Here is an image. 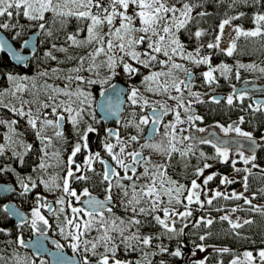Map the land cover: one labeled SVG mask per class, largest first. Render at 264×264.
<instances>
[{"label":"snow or ice","instance_id":"1","mask_svg":"<svg viewBox=\"0 0 264 264\" xmlns=\"http://www.w3.org/2000/svg\"><path fill=\"white\" fill-rule=\"evenodd\" d=\"M236 0H233L235 3ZM246 2V0H245ZM177 3L181 4L182 7H177ZM256 3H260V0H256ZM197 5L190 4L185 2V0H176V3L169 4L168 0H0V17H7L9 20L13 17L14 13L12 9H15V15L17 17L23 16L28 21L39 22L37 25L39 30L46 29L45 14L51 12L53 14V19L63 18L60 20V23L63 24L67 21V18L74 17L79 21H89L86 26L87 35L84 40H78L77 36L79 31L84 29H79L76 34H68L66 36V41L71 42V45L81 46L84 44H92L95 42L97 47L88 54V57L91 59L92 63L88 65L86 71L92 72L99 67H107L109 75L105 76L103 79H86L81 75H76L75 77L68 75L64 79L69 83L65 84L63 88L45 85L46 89H50L51 94L48 95V102H40V107L44 109L51 108V115L55 117L54 120L45 118L42 121H39L40 124L47 126H55L57 129H60L62 122L65 120V116L62 114L64 112L68 113V120L72 124L73 129L76 131L79 136V140L83 141V145L80 142H77L74 147L71 155L68 159V164L71 166L74 163L73 157L81 151V148L88 147V134L95 131V129L88 125L83 133L80 132L78 127L80 120L82 119L81 113L85 111L86 107H91L89 101L91 99V93L86 90V88H81L80 85L84 84L87 86L95 84H107L108 81L118 75L117 69H122V71L129 77L132 78L140 73V67L149 70L148 75H144L141 81L142 84L146 86V90L153 93H160L161 91L169 93V98L177 101V108H183L186 114V119H181V114L179 111L168 108L167 105H160L159 108L152 106L151 115L140 116L137 120L136 114L132 113V119L128 122V125L134 127L138 133L143 131L142 126L148 125L150 122L153 126V132L158 131L156 127L161 123L163 115H167L169 112L175 111V122H170L165 126L166 132L165 135L171 137L169 140L170 150H168L169 157L172 152L177 151L173 141L182 143L185 140H195L198 143H212L209 140L195 138L191 135L183 136V132L186 129H180V139L177 140V125L187 123L189 126H194L195 121H202V117L198 115L188 114L191 108V101L188 102L187 106L185 105L183 93L184 90H188L189 95L194 97L197 102H201L199 99V93L191 92V81L189 79H178L174 75V70L183 71L186 77H191L192 73L186 68L183 64L176 63L175 57L179 56L181 59L188 60L189 62L196 65H208V70L204 71L201 75L205 83L211 85L216 82V77L214 73L220 72L221 75H227L232 71V68L227 64L221 63L218 67L211 66V57L210 56H200V48L197 47L195 53L186 51V45L181 42L177 33L193 19L192 12ZM21 9L23 11L21 12ZM93 9L96 11L93 12ZM199 16L203 17L207 15L205 12H200ZM242 15V14H241ZM234 19H239V16H233L222 20L219 24V31L221 34L224 33L226 25H230L231 21ZM119 20L118 25L116 21ZM137 21L139 23H137ZM264 22V14L257 13L254 16V23L256 28L254 30L245 31L241 27L236 26L234 31L237 38L240 36L243 37H257L264 35V29L261 28V24ZM108 26L107 32H102L104 25ZM16 24H10L8 22H0V29H9L15 28ZM21 29L23 25L20 26ZM20 33H17L19 35ZM203 30H197L194 33H190V36L194 35L196 39H199L204 35ZM39 35V33H37ZM47 35L52 37L53 33L51 29L47 30ZM28 41H25V44H28ZM141 46H145L143 51H138L137 49ZM5 43L0 41V52L4 51ZM52 48H56V45L53 43ZM207 48L214 49L220 48V35L215 37L214 42L207 44ZM236 50V43L233 40L230 47L226 49V54L232 56ZM59 51L65 52L67 49L60 48ZM221 51H225L221 49ZM11 56L17 61H22L25 57L21 56L18 52L12 51L9 49ZM103 54L106 57V60L103 61L100 65L95 63L96 57ZM45 57L56 59L52 55L51 51L44 53ZM164 57L160 59L159 57ZM127 57V59H125ZM85 57H81L79 64L83 66L85 63ZM129 61L133 62L130 63ZM139 65L140 67L134 66ZM159 67L160 70L153 71V68ZM238 69H248L256 70L255 64H242L238 63L236 66ZM167 69V70H165ZM53 72L56 69L52 70ZM71 72L79 73L81 71L80 67L70 69ZM259 71L264 74V67L259 68ZM41 75L47 76V72L41 73ZM96 75L99 76V73L96 72ZM237 78H239V72L236 73ZM165 78L161 83V78ZM59 78V77H57ZM7 79L12 84L16 86V92L23 91L26 85L17 83L20 80H28V77H17L11 74H8ZM75 80L78 82L76 89L70 90V83ZM156 84V87L152 85ZM34 86V85H33ZM116 85L112 84L109 88H105L104 92L101 95H105L109 92L110 89H116ZM170 90H174L178 93V96H172ZM127 94L128 100L132 105L140 104L141 108L145 106H150L149 101L140 94V91L136 87H130L127 90H121ZM15 93H13L14 95ZM120 93H117L119 96ZM2 95V93H0ZM65 96L67 100H57L58 96ZM235 95V93H233ZM233 95L227 97V103L231 105L233 103ZM75 96L76 100H73L72 97ZM239 99L243 100L244 94H241ZM215 102H219L215 97H213ZM76 108L73 107V104L77 103ZM23 103L27 104L28 101ZM2 104V101H0ZM7 107V105H3ZM251 107V105L249 106ZM261 105H257L259 110ZM15 114L24 117H28V124L36 129L37 137L41 139L43 143L44 137L41 135L42 129H37V122L39 116H33L32 112L29 111L25 113L23 109H16L13 107L11 109ZM74 113V114H73ZM47 113L45 117H47ZM241 123L243 118H241ZM17 121H3L0 120V124H6L14 132L12 125H15ZM219 126V125H218ZM222 127V126H220ZM170 130V131H169ZM222 130L225 134L229 132H235L238 136L244 137L251 142L249 150L256 145V141L253 139L251 133L242 131L240 127L229 125L227 128ZM197 132H203L205 129L197 128ZM57 136H61L62 132L57 131ZM109 137H116L117 144L105 142L103 147L106 152L111 156L112 160L115 161L116 165L124 171V175L116 171L115 168L107 167L102 174V181L107 182L105 188V199L99 200L91 195L87 188H85L82 194H78L76 190L71 188L69 183V178L77 180H87L86 175L75 176L71 167L67 171V175L63 178L62 191L63 193L70 198H75L76 201L85 205L86 207H75L72 206L71 200L67 201V206L71 210V215L66 213L64 205L66 204L65 198L62 196L57 199L56 204L60 205L59 208L53 209L51 205H47L49 212L56 216L59 223L57 227L60 234L64 237L66 241L69 242L70 247L74 252H83L89 253L93 256H98L97 264H130V262L121 261L117 259L116 253L122 244L125 250H136L140 245L145 247L151 246V242L154 237L152 236H141L139 234V227H137L136 232H131L130 229L133 226L142 225V221L137 219V216L140 215H152L153 220L160 225L166 233H172L174 235L182 234L183 228L176 229L174 227L177 219H185L193 215L190 206L193 203L200 205L201 208L204 207V204L211 205L213 200L218 197H223V199H235L240 200L244 199L245 204L251 206L252 210L259 211L255 205L252 204V199H249L244 196L243 193H237L233 191L231 194H224L219 191L213 193V195L206 199V201H201L200 191L202 190L201 184L197 183L196 179L191 181L190 187L186 185L179 184L177 181L171 180L167 177L166 169L165 171H160L164 169L165 165L163 164H152V168L155 171H150L147 167L148 164L152 162L145 158L140 151L127 152L126 148L128 147L124 141H121L118 134L109 130ZM6 139H11L6 137ZM138 136L133 135L130 137V141L136 142ZM119 146V151L115 152L114 148ZM215 148L216 157L221 158L223 162H227L229 159V150L226 147H220L217 144H212ZM28 149L31 148V145L26 146ZM142 148H152L159 151L160 146L150 142V138L146 141ZM192 145H188L189 151H191ZM4 146L0 145V153H3ZM16 154V153H14ZM47 153H45L46 155ZM181 155H186V153H181ZM240 158L245 164L251 163L256 159L255 154L250 156H245L244 152H239ZM201 157H205L203 152L200 153ZM131 157V162L128 163L127 158ZM95 158L99 159V153L95 154ZM213 157H205V159H211ZM93 157L89 156L85 164L88 166L89 170L91 169ZM102 164L103 160L100 161ZM235 162H233L234 164ZM143 165L144 170L142 173L137 174V166ZM41 169L45 168L46 165L42 161L39 165ZM205 169L211 167V165L205 163L203 166ZM253 168H256V164H252ZM77 170H80L81 166L76 165ZM10 169H0V171H8ZM236 171H240L236 169ZM245 172H250V169H244ZM131 172L132 175L128 173ZM264 172V170H262ZM195 175L197 177L203 175V169H197ZM117 177L115 184L112 182V178ZM31 179L30 177L28 178ZM141 179H146L147 182L143 184H137V181ZM213 179L212 175H208L204 180V185H207L209 181ZM124 180L130 181L129 185L122 183ZM244 189L245 191L248 188V176L243 178ZM45 187H49V182H44ZM233 180H230L228 177H224L221 180L222 184H231ZM51 184L54 187L60 188L61 185L56 184L55 180L51 181ZM21 186L27 189L28 185L21 180ZM33 187H35V182H33ZM118 188L122 191L124 200L121 201L126 211H131L133 214L127 220L117 217L113 214L112 207L109 205L113 202L112 189ZM131 189V192H129ZM187 192V195L184 196V193ZM81 195L87 197L85 200H81ZM205 195L207 193L205 192ZM167 197L165 201L163 198ZM183 198V199H182ZM141 201H145L147 207H137L141 204ZM187 201V203H183ZM183 204L184 211L180 212L174 207H169L170 205ZM8 206H4V210L7 211ZM223 209H217V211H222ZM236 208H232L231 212L235 213ZM105 212L111 214L110 216H105ZM162 212L163 218L160 215L155 213ZM63 214V220H59L60 215ZM31 220V228L34 231H38V239L36 241V246H42L43 238L46 237V233L42 229H37L38 222L43 225H48L49 221L41 215L39 207L33 208ZM220 220L227 221L233 230L242 227L245 224H251V220H243L242 223L238 221H233L229 215H223L220 217ZM213 219L201 217L196 224L197 226L200 223H203L206 227H210L213 224ZM188 227V224H184V228ZM95 230L97 235L88 239V235ZM128 232L129 234H125ZM210 234V233H209ZM239 235V233H236ZM158 239L159 237H155ZM171 238V237H169ZM201 241L206 239L205 235L199 237ZM119 241V243L117 242ZM18 244L24 245L25 241L18 237ZM103 248V252L97 253L98 248ZM197 248L200 251H204L203 245H197ZM57 252L60 251L61 245H56ZM160 252H167L168 249L164 246L159 247ZM217 251L227 253L230 251L229 248L225 247L218 249ZM154 254V253H153ZM173 256L180 257L181 251L180 248L170 253ZM195 253H193L194 255ZM148 253H145L146 257ZM243 259L240 258L233 259L231 264H255L256 256L253 255L251 251H245L243 254ZM257 256L260 260V264H264V249L258 251ZM0 259H3L0 257ZM41 264H44V261H41ZM81 264H90V260L87 255L84 256ZM136 264H144V260L137 261ZM147 264H151L150 261ZM200 264H204L203 261Z\"/></svg>","mask_w":264,"mask_h":264},{"label":"trees","instance_id":"2","mask_svg":"<svg viewBox=\"0 0 264 264\" xmlns=\"http://www.w3.org/2000/svg\"><path fill=\"white\" fill-rule=\"evenodd\" d=\"M185 2L197 5L191 14L193 19L185 28H182L177 33L181 42L186 45V50L191 52L199 47L205 51L207 56L211 57V64L224 63L232 68V71L225 79L220 77L216 78V82L211 84L212 90L215 89L216 91L227 93L230 91L234 92L236 87L244 82L264 83V74L259 71V68L264 67V35L257 37L240 36L237 38L236 34H234L231 44L233 40H235L236 50L232 56H228L226 52L217 50L216 48H207L208 43L215 41L219 23L226 18L239 16V19H234L231 22L245 31L254 30L256 28L254 16L257 13L264 14V0H260V3H256V0H246V2L245 0H236L235 3H233V0H185ZM168 3L171 5L176 3V0H168ZM176 6L182 7L179 3H177ZM200 12H205L207 15L201 17L198 15ZM61 19L63 18H56L54 21L53 14L48 12L45 14V21L47 22L46 29L39 30L38 27L34 26L39 22H30L22 15L19 17L13 15L10 20L7 17H0V22H8L17 25L15 28L0 29L16 48L20 47L23 40L29 34L33 32L39 33L36 37L35 49L30 54L27 63L23 67L11 64L7 56L0 52V91L5 85V79L8 74L29 78L36 72H46V69L48 70V74H50L52 67L64 71L67 67L74 64L72 60H68L66 53L70 52L75 54L78 51L84 50V47L81 45L78 50L75 48H65V45L68 43V41H66V36L68 34H76L79 29H84L85 31L87 21H79L74 17H69L65 23L61 24ZM21 25H23L22 29L20 27ZM261 28L264 29V22H262ZM48 29L52 31V37L47 35ZM197 30H203L205 33L199 39H196L194 35L190 36V33H194ZM17 33L20 34L17 35ZM81 33L82 31H79V34ZM53 43L56 45V48H52ZM59 45H63L65 46L64 48L67 49L64 54L62 52L59 53ZM48 51H51L56 59L53 60L45 57L44 53ZM238 63L245 65L255 64L257 67L256 70L238 69L236 67ZM141 70L142 67H140V71ZM237 71L239 72V78L236 76ZM60 73L52 76L59 77L60 75V77H63ZM40 75L39 78L43 77V75ZM236 84L238 85L233 87ZM203 86H200V88L203 89ZM95 87V85L86 86V88L90 89L93 100L95 96L92 90L95 89ZM258 104L259 103L253 102L252 98L248 99L244 97L243 100L233 98V103L231 105L224 100L218 103L212 101L209 109L205 111L203 103L197 104L195 100L191 101L189 114L194 115L195 112L199 113L202 117V122L209 125L215 122L227 123L236 120L238 127H240L242 131L251 133L252 137L259 140L260 138H264V108L256 110ZM250 105L251 107H249ZM0 116L5 118L9 117L6 108L3 106H0ZM40 117L43 116L40 115L39 118ZM241 118H243L242 123L240 122ZM12 120L13 119L10 121ZM26 125L25 128L18 123L12 125V128L15 130L14 132L24 141L23 150L21 154H16L19 158L16 155L12 156L7 150L0 153V169H10L8 171H0V182L13 183L21 186V180L24 182L25 176L35 169L40 162V145L42 144V148H44V143L37 137L36 130ZM101 133L102 130L99 129L98 134L100 135ZM63 139H65V141L56 142V146L53 147V149L62 154H66L72 141H69L70 138L67 133L63 135ZM260 143L261 146L255 153L256 159L248 164H245L240 158L239 152L243 151H229L232 152L230 153L232 154L231 158H229L227 162H223L221 158H215L216 153L212 143H175L177 151L172 152L170 157L168 155L165 165L166 174L171 180L188 184L193 179L197 178L195 175L196 170L198 168L205 169L203 166L207 163L211 165V167L206 169L212 172L211 175L213 179L209 181L207 185L203 183L205 179L202 180L201 186L204 190H200L201 201H206V199L211 197L216 191L224 194H231L235 191L237 193H243L244 196L249 199L255 197V199H252V204L260 210H252L250 205L245 204L244 199L225 200L223 197H218L213 200L211 205L205 203L203 208L193 203V207H191L193 215L181 219L179 221L180 224L174 226L176 229H184L183 233L178 235L166 233L165 230L153 220L151 214L137 216L136 218L142 221V225L133 226L130 231L136 232L137 227H139V234L141 236L154 237L151 246L145 247L140 245L133 251L125 250L124 246L121 244L116 253L117 259L130 262V264H136V262L142 260V258L144 264H147L148 261H150L151 264H200L201 261H203L204 264H229L234 257L241 255V253L245 251H251L257 255L259 250L264 249V172H262V170H264V142ZM190 144L192 145L191 151L188 149V145ZM27 145H31V148L28 149L26 147ZM57 147H59V149ZM182 152L186 153V155H181ZM201 152L205 154V157L213 158L205 159V157L200 156ZM244 154L245 156H250V154L245 152ZM233 162L235 163L233 164ZM253 163L257 165L256 168L252 167ZM246 168L251 171L245 172L244 169ZM236 169L240 171H236ZM245 176H248V188L246 191L243 181ZM224 177H228L234 182L231 184H222L221 180ZM99 178L100 177L94 178L93 183H88L86 185L100 184ZM91 186L93 185L89 187ZM28 187V192L20 191L17 194L12 193L9 200L14 201L20 207H29V205H33L34 192L38 189L41 190L43 186L35 181V187H33V185H29ZM99 187L100 186L94 187L91 191L99 193L97 189ZM205 192L207 195H205ZM4 200V198L0 197V257L3 258L0 259V264H4L6 260L7 263L5 264H41L39 258L31 255L25 248L20 247L16 242L18 237L25 239L29 236L31 230L28 223L16 224L7 216L3 210ZM118 205L119 204L116 202L112 209L115 216L127 220L133 215L131 211L121 210ZM232 208L237 209L235 213L232 212L234 215L230 217L233 221L242 223L243 220L247 219L253 221V223L245 224L233 230L227 221L220 220V217L231 212ZM217 209L223 210L217 211ZM155 214L159 215V212ZM110 215L109 213L105 214V216ZM201 217L211 218L214 222L210 227H206L203 223L194 227L193 225L196 224ZM63 218L64 216L61 214L59 220H63ZM58 223L59 221L57 218L51 221L49 220L48 230L53 236L59 239L63 249L69 251V242L60 234L57 227ZM185 223L188 224L186 228H184ZM236 233H239V235H236ZM125 234L127 235L129 233L126 232ZM96 235L97 232L93 230L86 238L91 239V237ZM201 235H205L206 239L201 241L199 239ZM155 237L159 238L156 239ZM117 242L119 243V241ZM197 245H203L205 250L200 251V249L196 247ZM160 246L166 247L168 251L160 252ZM177 247H179L181 251L180 257L170 254L174 252ZM225 247L229 248L230 251L227 253L217 251ZM192 251L198 255V258L189 257ZM101 252H103L102 247L97 249V253ZM145 253H148L146 257L144 256ZM85 255L88 256L90 264H97L98 256H93L91 252H80L78 255L80 264Z\"/></svg>","mask_w":264,"mask_h":264},{"label":"rangeland","instance_id":"3","mask_svg":"<svg viewBox=\"0 0 264 264\" xmlns=\"http://www.w3.org/2000/svg\"><path fill=\"white\" fill-rule=\"evenodd\" d=\"M12 11L14 12V16H15V9H12ZM22 11H23V9H21V12ZM95 11L96 10L93 9V12H95ZM88 23H89V21H87V24ZM118 23H119V20L116 21L117 25H118ZM137 23H139V22L137 21ZM236 26L237 25L233 24L232 22H231L230 25H226L223 34L220 33L219 27H218L217 32H216V36L220 35V48H216L217 50L224 49L225 51H223V52H226V49L231 46V41H232V39L234 37V34H236L235 31H234V28ZM107 31H108V26L105 24L103 26L102 32H107ZM86 35H87V32H86V27H85V31L83 30L82 33L77 36V39L78 40H84ZM65 46L59 45L58 49L65 47V48H69V49L70 48H75L76 50H78L79 47H80V46L71 45V42H68ZM83 47H84V50L78 51L75 54H72L70 52L66 53V57L68 58V60H72L74 62V64H72V66L67 67L64 71H60V70H57L56 68L52 67V69H56V71L53 72L52 69H51V73L48 74L47 77L43 75V77L39 78V75H40L41 72H36L33 76L29 77V79L26 80V81L25 80L17 81V83L26 85V87L24 88L23 91L16 92L15 84H12L11 82H9L7 77H6L5 85H4L3 89L0 91V93H2V95H0V101H2V104H0V106L7 105V107H4V106L3 107L6 108V112H7L9 117L5 118V117L0 116V120L9 121L10 122V120L13 119V120L17 121V123L19 125L23 126V128H25L26 124H27L26 125L27 127L32 128L28 124V117L27 116L21 117V116L15 114L13 111H11V109L13 107H15L16 109H21L22 108L25 113L31 111L33 116H37V115L40 116V113L44 110V108L40 107V102H48L47 97H48V95L51 94L50 89H46L45 88L46 84L63 88L65 86V84L69 83L68 81H66L64 79V77L68 76V75H71L73 77H75L76 75H81V76L85 77L86 79H103V76L101 75L100 72L102 70H104V69H107V67H99V68L95 69L92 72H89V71L85 70V69L88 68V65L90 63H92L91 59L88 57V54L90 52H92L95 49V47H97V44L95 42H93L92 44H84ZM144 47L145 46H141L137 50L138 51H143ZM195 51H191V52L195 53ZM200 51H201L200 52V56H207L205 51H203V49H200ZM61 52L62 51H59V53H61ZM62 53L64 54V52H62ZM81 57H85L86 58L85 59V63L83 64V66H81L79 64V60H80ZM159 58L160 59H164V57H162V56L159 57ZM125 59H127V57ZM105 60H106V57L103 54H101L100 56L96 57L95 63L97 65H100ZM129 62L133 63L131 61H129ZM175 62L183 64L186 68L189 69L190 72H194V77L191 80V92L199 93V98L204 96L209 90L211 92V89H209V87L203 88V89L200 88V86L208 85L207 83H205V81H204V79H203V77L201 75L204 71L208 70V65H196V64H193V63L189 62L188 60L181 59L179 56L175 57ZM219 65L220 64H211L212 67H218ZM77 67L81 68V71L79 73L70 71V69L77 68ZM152 70L153 71H158L160 69H159V67H156V68H153ZM165 70H167V69H165ZM46 72L48 73L47 69H46ZM96 72L99 73V76L96 75ZM117 72L119 74L114 76V77H112L111 79H113V78H121L123 76L124 72L122 71V69L118 68ZM58 73L62 74L63 77H60V75H59V79H58L57 77L52 76V75H55V74H58ZM141 73L143 74L142 75V78H143L144 75H148L149 74V70L148 69H144L142 67V72ZM228 74L225 76V75H221L220 72H216V73H214V76L216 78L220 77L222 79H225L228 76ZM174 75L178 79H185V73L183 71L174 70ZM40 76H42V75H40ZM49 76H52V77H49ZM17 77H20V76H17ZM164 79L165 78H163V77L161 78V83L163 82ZM77 84H78V82L73 80L70 83V90L74 91L76 89V87H77ZM107 84H109V81H108ZM107 84L101 85V84L98 83L96 85L99 88H102V87H104ZM237 85L238 84L234 85L233 87H235ZM86 86L87 85H84V84L80 85L81 88H86ZM152 86L156 87V84H153ZM132 87H136V88L139 89L140 94L143 95V97H145L149 101V105L150 106L167 105L168 108L174 109L175 111H179L180 114H181V119H186V114L184 112V109L176 107L177 106V101L173 100V99H170L169 98V93H165L163 91H161L158 94L157 93H153V92H149V91L146 90V86L144 84H142V83H140L138 86H132ZM86 90L88 92H90V89L86 88ZM185 92H187V94H186L187 101H191V100L195 99L194 97L189 95L188 90H186ZM13 93H15V94L13 95ZM233 93H234L233 91L225 93L226 101H227V97L229 95H233ZM170 94L172 96H178L179 95L174 90H170ZM239 96H240V94L236 93L235 95H233V98L239 99L238 98ZM67 99L68 98L63 96V95L57 97L58 101L59 100H67ZM72 99L76 100V97L73 96ZM24 101H28L29 103L25 104V103H23ZM128 102H130V101L128 100ZM77 104H78V101H77ZM89 104L91 105V107L94 104V100H93L92 94H91V99L89 101ZM259 105H261L260 108H264V103H261V104L259 103ZM91 107H89V108H91ZM86 108H88V107H86ZM46 110H47V114L48 115L45 118L50 119V120H54V116H52L50 114L51 113V108H48ZM175 111L170 112V117L167 118L166 122L163 125L164 133H162L161 139H160V141H158V143H159L158 145L160 146V150L157 151V150H154L152 148H141V152H142L143 156L145 158L149 159L152 162L151 164L147 165V167L150 169V171H153V172L155 171V169L152 168V164H158V165L159 164H163V165H166L167 153H168V150H170L169 140L171 139V137L168 136V135H165V132H166L165 126L168 125L170 122H175ZM64 113L68 114L66 112H64ZM45 118H43V117L39 118V120L37 122V129H42L41 133H42V136L45 138L44 141H47L48 139L55 140L56 139V137H55L56 127L55 126H47V125H43L42 126L40 124V122H39V121L44 120ZM90 124H91V121H88L86 126L82 122H80L79 125H78V127L80 129V132L83 133V130ZM229 125L238 126L237 123L231 124V121H230V122H227L225 124L217 123V124L212 125L210 127L216 129L221 134H225V132L222 130V127L223 128H227ZM66 126L70 128L72 133L76 134V131L73 129V126L69 122L68 118H67ZM220 126H222V127H220ZM193 128L197 129V128H200V127L198 126V124H196V122H195L194 126H191V127L187 123L177 125V134H178L177 135V140L180 139V134H179V130L180 129H186V131H187L188 129L191 130ZM33 130H36V129H33ZM227 134L238 136L234 131L233 132H229ZM182 135L185 136L184 133ZM6 137H10L11 139H6ZM78 140H79V136H78ZM120 140L123 141L121 138H120ZM259 141L260 142H264V138H260ZM78 142H80L82 145L84 143L83 141H80V140ZM106 142L107 143H112L114 145L117 144L116 137L115 138L108 137ZM173 143L175 144L177 142L173 141ZM125 144L128 145L127 142H125ZM0 145L4 146V150L9 151L12 156H15L16 154H18V155L21 154V152L23 150L24 141L19 135H17L15 132H13L9 128L8 125L0 124ZM103 145H104V143L102 144L101 149L99 151H96V153H99L100 156L102 155L106 159H109L113 163V165L118 169L119 167L116 165L115 161L112 160L111 156L106 152V150L104 149ZM40 146L42 148V144ZM129 146L130 145H128V147L126 148L127 152H129ZM83 148L84 147L81 148L82 151H80V157L78 156L79 165L81 166L80 170L82 172V170H84V168L89 169L88 166L85 164V161H86V159L89 156H92L93 160H92V163H91V169L93 171L94 170V162H95L96 158H95L94 155L88 154L87 150H83ZM114 151L118 152L119 151V146L114 148ZM14 153H16V154H14ZM45 153H47V154L45 155ZM71 153H72V151L68 154V156L65 157V159H61L60 157H58L59 154H58L57 150L46 149L45 152L43 151V156L44 157L40 160L38 166L35 169H33L29 174H27L25 176L24 183L27 184L28 186L29 185H33V182H35V181L39 182L43 186V187H41V190L38 189L37 191L34 192V195H35L34 196V204L33 205H29V207H24L25 211L28 214L27 223H28V226L30 228H31V220H32L31 213H32L33 208L39 207L41 215H43L48 221L49 220L50 221L54 220L56 218L55 215H53L49 211L47 212L45 210V208L47 207L48 203H52L53 209L59 208L60 205H57L56 201H57V199H59L62 196L66 200V204L64 205V207L66 209V213L71 215V210L67 206V201L71 200V199L75 200V198L67 197L62 191L63 178L66 177L69 167H71V170L73 171V173L77 170L76 166H72V165L70 166L68 164V159H69V156L71 155ZM230 153H232V152H229V158H231V155H232ZM18 155H16V156L19 158ZM128 158H127V161H128ZM42 161L46 165V167L43 168V169H41L39 167V165L41 164ZM139 167H140V169L143 172L144 166L143 165H139ZM119 169L122 170L121 168H119ZM164 169H160V171H164ZM128 174H130V173H128ZM211 174H212V172L207 171V169H203V175L196 178L197 183L201 184L202 180L205 179L208 175H211ZM29 177L31 178L30 180L28 179ZM167 177L169 178L168 175H167ZM53 180H55L56 184L61 185V187L60 188L54 187L51 184V181H53ZM42 181L49 182V187H45V183H43ZM69 182H70V178H69ZM114 182H116V181H114ZM146 182H147V180L144 179L143 181H141L140 184H143V183H146ZM178 183L186 185L187 187H190V185H191V182L188 183V184H184V182H178ZM21 188H22V186L19 187V190H21ZM202 190H204V189H202ZM198 191H200V190H198ZM82 192H83V190H81L80 192H77V193L78 194H82ZM129 192H131V189H129ZM186 195H187V192L184 193V196H186ZM124 199L125 198L123 197V193H122V195L117 200V203L119 204L118 207L121 210H123V211L125 210V208H124L123 204L121 203V201L124 200ZM163 199L166 201L167 197H164ZM183 203H187V201H183ZM137 207H147V204H146L145 201H141V204L138 205ZM169 207H174L180 212H183L185 210L184 207H183V204H175V203H173V205H170ZM191 207H193V204L190 206V208ZM159 215L163 218V213L162 212H159ZM227 215L232 217L234 214H232V212H229ZM180 220L181 219L178 218L177 222L175 223L174 226L180 224L179 223ZM39 226L43 227L44 229H46V227H47V225H43V224L38 222V224H37V229L38 230L40 229V228H38ZM31 230L34 231L32 228H31ZM69 246H70V244H69ZM69 251L70 252H74L71 247H70ZM75 253H77L78 255L80 254V252H75ZM193 253H195V252L194 251L190 252V256L189 257L198 258V255L196 253L193 255ZM243 253H241V255H239L237 257H234L233 259L240 258L242 260L243 259V256H242ZM253 255L256 256L255 264H260L259 263L260 260H259L258 256L255 255L254 253H253ZM39 259H40V262L44 261V264H47L45 258H39ZM231 261L229 262V264H231ZM5 263H7V260L4 262V264ZM9 263H10V261H9Z\"/></svg>","mask_w":264,"mask_h":264},{"label":"flooded vegetation","instance_id":"4","mask_svg":"<svg viewBox=\"0 0 264 264\" xmlns=\"http://www.w3.org/2000/svg\"><path fill=\"white\" fill-rule=\"evenodd\" d=\"M134 66H139V65H134ZM141 72H142V70L140 71V73ZM100 73L103 76V78L105 76L109 75L108 69H104ZM191 73H192V76L191 77H186V75H185V79H189L191 81L193 79V77H194V72H191ZM142 79L143 78H142L141 74H137L134 77L129 78L125 73H123V76L121 78L110 79L109 80V84L105 85L102 88H99L95 84L96 87H95V89L92 90V93L95 96L94 104H93V106L91 108L88 107V108L85 109L84 112L81 113L82 119L80 120V122H82L85 126L87 125L88 121H91L90 125L95 129V131L91 133L92 134V143H91L92 144V149L90 150L89 147H87V149L83 148V150H87L88 154H91V155L95 156L96 151H99L101 149V147H102V144L107 141V138L109 137L108 136V131L109 130L117 133L119 138H121L123 141L127 142L128 145H130L129 146V152H132V151H140L141 152V148H142L141 145H143L146 141L149 140V139L145 138V134H146V130H147L148 126L151 125V122L148 125H146V126H142L143 131L140 132V133H138L137 130L134 127L126 126V125H128V122L132 119V115H131L132 113L136 114L137 120L139 119L140 116L151 115L149 113V111L152 110V106H145L142 109L139 104L138 105H132L130 102H128L127 94L125 93L124 94V103H123V106H122V111L120 113V116H119L118 120L117 121L108 120V121L105 122V121L101 120L99 115L96 113L95 103H96V100H97L98 96L102 92V90H104L105 88H107L110 85H112L115 81L121 82L126 87V90H127V89H130V87H132V86H138L141 83ZM207 87H209V89H211V92L209 90L204 96L200 97L199 99H200L201 102H197L196 101L197 104L198 103H203L205 111H207L209 109L210 104L212 103V101H214L213 97H215L218 101L224 100L226 102L225 92L216 91L215 89L212 90V87L209 84L203 86V88H207ZM185 91L186 90H184L183 98H184V102H186L185 105L187 106L189 101H187V99H186L187 98V96H186L187 92H185ZM238 94H240V95L244 94V97H246L248 99L252 98L253 102H254V98L264 96V92L263 91L262 92H259V91H254V92H251V91H249V92L248 91H240ZM73 100H75V99H73ZM191 101H195V99L191 100ZM77 106H78L77 103L73 104L74 108H76ZM154 106L159 108V106H156V105H154ZM46 113H47V110L44 109L40 113V115H42L43 118H45V114ZM63 115L65 116V120L62 122V126H61L60 129L56 128V132H55L56 139L55 140L48 139L47 141L43 142L44 143V146H43L44 148L43 149L41 148L40 152H39L40 160L44 157L43 156V151L45 152L46 149H53V147L56 146V142H58V141H65V139H63V135L66 134V133H67L68 137L70 138L69 141L70 142L72 141V142H71V146H70V148H69V150L67 151L66 154H62L61 152H58V154H59L58 157H60L61 159H65V157L68 156V154L71 151H73L74 145L79 141L77 133L76 134L72 133L70 128L66 126L68 114L64 113ZM194 115L200 116V114L197 113V112H195ZM168 117H170V112L167 115H163L162 116L161 123L156 126L158 128V131L153 132L152 136L150 137V142L151 143L156 144V145L159 144L158 141H160L161 135H162V133H164L163 125L166 122ZM54 119H55V117H54ZM195 122H196V124H198V126L200 128L205 129V131L197 132L195 128H193L191 130L188 129L187 131L183 132L185 136L191 135L192 137H195V138H201V139L209 140L207 138H203V136H206L207 133L211 129H213L216 132H218L216 129H214V128L210 127V126L215 125V124L220 123V122H215V123L210 124V125L209 124H205L202 121H195ZM234 123H237V121L236 120L235 121H231V124H234ZM220 124H225V123H220ZM99 129L102 130V133L100 135L98 134ZM58 130L62 132L61 136H57L56 133H57ZM219 134H221V133H219ZM133 135L138 136V139H137L136 142L130 141V137L133 136ZM221 135H229V134H221ZM110 138H115V136L110 137ZM177 143H179V142H177ZM182 143L188 144V143H197V142L195 140H185ZM57 148L59 149V147H57ZM78 156L80 157V152L77 153V155L75 157H73L74 163L72 164V166L79 165ZM167 158H168V153H167ZM101 160L104 161L103 164L100 162ZM127 162L128 163L131 162V157L128 158ZM106 166L110 167V168H115L116 171L120 174V176L124 175V171L123 170H120L119 168L117 169L109 159H106L104 156H102V155L100 156L99 155V159H96L95 162H94V170L93 171L84 168V170H82V172H81V170H76L74 172L75 176L86 175L88 177V179L87 180H77V179L70 178V182L69 183H70L71 188H73L77 192H80L81 190H84L85 188H87L88 191L91 193V195L93 197H96V198H99L101 200H104L105 196H106L105 188L107 186V182H103L102 181V174L105 171ZM139 172L142 173V170L140 169V167L138 165L137 166V174H139ZM129 173H130L129 175H132L131 172H129ZM96 177H100L99 178L100 179V184H90V185H93L91 187H89L90 185H86L88 183H93V179L96 178ZM116 179H117V177H113L112 178L113 184H115L114 181H116ZM143 180L144 179H141V180L137 181L138 184H140L141 181H143ZM122 183H124L125 185H129L131 182L127 181V180H124ZM97 186H100L99 188H97L99 190V193L92 192L91 189L94 188V187H97ZM19 187L20 186L14 184V188L10 192L9 196L7 198L2 197V198L5 199L3 203H5L7 201L13 202L16 206H18L19 208H21V209H23L25 211L24 207H20L14 201L9 200V198H10L12 193L17 194L20 191L28 192V190H29V187H27V189L22 187L21 190H19ZM121 195H122V191L120 189L115 188V187L112 189V196H113V202H112V206L113 207H112V209L114 208L115 203L117 202L118 198ZM85 198L86 197L81 196V200H84ZM71 202H72V206L81 207L80 205L77 204L78 201L71 199ZM47 205H51L52 206V203H48ZM45 210L47 212L49 211V210H47V207L45 208ZM106 213L107 212H105V214ZM27 221H25L23 223L27 224ZM16 224H19V223H16ZM48 225H47L46 229H44L41 226H39L38 228L42 229L46 234H48L51 238L55 239L60 244L59 239L56 238L55 236H53L51 234V232L48 230ZM30 230H31V228H30ZM32 234H38V231H32L31 230V234L29 236H27L25 239L30 238V236ZM20 247H22V246H20ZM22 248H25V247H22ZM25 249L30 253V251L27 248H25ZM67 252L73 253V252H70V251H67ZM34 257H36V256H34ZM37 258H45V257H37Z\"/></svg>","mask_w":264,"mask_h":264},{"label":"water","instance_id":"5","mask_svg":"<svg viewBox=\"0 0 264 264\" xmlns=\"http://www.w3.org/2000/svg\"><path fill=\"white\" fill-rule=\"evenodd\" d=\"M37 32H33L29 34L21 43L19 48H16L12 42L8 39V37L0 30V41L5 43L4 51L1 52L5 54L9 60V62L15 66L23 67L29 57L30 54L35 49V42H36ZM25 41H28V44H25ZM9 49L12 51L18 52L21 56L25 57L22 61H17L14 59ZM0 80H1V73H0ZM117 87L116 89H110L108 93L105 95H101L104 90L98 96L96 103H95V110L96 113L99 115L100 119L103 121L113 120L117 121L120 113L122 111V106L124 103V94L125 92H121V90H126V87L119 81H115ZM109 88V87H107ZM254 91L259 90L260 92H264V83H257V82H244L239 85L234 92L237 93L239 91ZM117 93H120L117 96ZM217 97V96H216ZM254 102L261 103L264 102V96L254 98ZM152 110L149 111L151 114ZM153 134V126L152 124L148 126L145 134V138L149 139ZM203 138L209 139L212 144H217L220 147H226L229 151H243L247 154H255L260 146L261 143L259 140L253 137L256 141V145L250 151L249 148L251 146V142L241 136L235 135H221L215 130L211 129L206 136ZM88 147L92 149V134H88ZM14 184L13 183H4L0 182V197L7 198L10 192L13 190ZM96 198V197H95ZM87 199V197L85 198ZM84 199V200H85ZM99 199V198H97ZM101 200V199H99ZM78 205L81 207H86L85 205L77 202ZM4 206H8L7 211L4 210ZM113 207L112 204L109 205ZM3 210L7 214V216L15 223H23L28 220L27 213L16 206L13 202L7 201L3 205ZM48 210V208H47ZM38 239V234H32L30 238L24 239L25 244L22 247L27 248L30 253L36 257H45L47 264H80V259L76 253H69L65 251L62 247L59 252H57L56 245L59 244L55 239L51 238L48 234L46 237L43 238L42 246L37 247L36 241ZM51 245V246H50Z\"/></svg>","mask_w":264,"mask_h":264}]
</instances>
